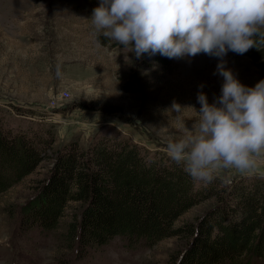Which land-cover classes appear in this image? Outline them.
Here are the masks:
<instances>
[{
	"label": "rangeland",
	"instance_id": "374dc122",
	"mask_svg": "<svg viewBox=\"0 0 264 264\" xmlns=\"http://www.w3.org/2000/svg\"><path fill=\"white\" fill-rule=\"evenodd\" d=\"M99 2L0 0L1 129L51 144L46 148L37 142L41 159L36 166L0 191V264H177L190 239L179 234L145 243L114 235L79 249L77 236L70 244L66 235L67 223L79 211L77 202L69 201L58 227L48 231L22 216L49 174L54 149L125 137L148 156L169 157L168 137L182 135L198 119V93L204 92L210 104L221 95L218 57L201 53L169 59L145 53L137 58L102 36L97 44L89 19ZM224 59L243 85L254 87L264 79V71L247 56L229 51ZM174 102L184 107L181 114L172 111ZM253 177L264 178V159L253 171L221 170L216 176L223 185ZM215 203L207 198L194 204L175 224L194 220ZM247 264H264V256Z\"/></svg>",
	"mask_w": 264,
	"mask_h": 264
},
{
	"label": "trees",
	"instance_id": "16d2710c",
	"mask_svg": "<svg viewBox=\"0 0 264 264\" xmlns=\"http://www.w3.org/2000/svg\"><path fill=\"white\" fill-rule=\"evenodd\" d=\"M94 2L96 0H88ZM264 71V49L245 54ZM49 141L0 126V191L30 172ZM43 147V148H45ZM48 176L23 208L25 222L43 231L58 227L69 201L78 212L67 223L79 249L114 235L128 242L152 243L166 236L189 239L177 264H247L264 256V178L211 183L194 180L168 156H148L125 137L100 138L87 148L69 143L54 149ZM207 198L216 203L194 220L180 215ZM78 214V217H77Z\"/></svg>",
	"mask_w": 264,
	"mask_h": 264
},
{
	"label": "clouds",
	"instance_id": "9594fccd",
	"mask_svg": "<svg viewBox=\"0 0 264 264\" xmlns=\"http://www.w3.org/2000/svg\"><path fill=\"white\" fill-rule=\"evenodd\" d=\"M97 36L137 58L159 53L169 59L201 53L219 58L221 95L201 105L191 129L168 137L170 159L194 181L211 183L221 170L253 171L264 159V79L243 85L224 57L264 49V0H100L89 19ZM59 74V70H58ZM203 87V85H201ZM184 107L173 103L172 111ZM228 180L225 179V183Z\"/></svg>",
	"mask_w": 264,
	"mask_h": 264
}]
</instances>
